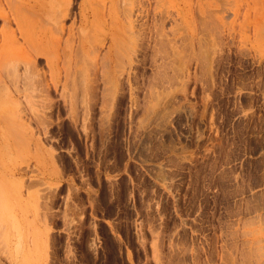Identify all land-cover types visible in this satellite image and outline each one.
I'll return each instance as SVG.
<instances>
[{
	"label": "rangeland",
	"instance_id": "obj_1",
	"mask_svg": "<svg viewBox=\"0 0 264 264\" xmlns=\"http://www.w3.org/2000/svg\"><path fill=\"white\" fill-rule=\"evenodd\" d=\"M0 75V264H264V0H0Z\"/></svg>",
	"mask_w": 264,
	"mask_h": 264
},
{
	"label": "bare ground",
	"instance_id": "obj_2",
	"mask_svg": "<svg viewBox=\"0 0 264 264\" xmlns=\"http://www.w3.org/2000/svg\"><path fill=\"white\" fill-rule=\"evenodd\" d=\"M12 2H14V1H12ZM12 6V5H11ZM59 18V17H58ZM59 25L61 24V23H58ZM61 26V25H60ZM59 26V27H60ZM58 43V42H57ZM59 44V43H58ZM54 46V45H53ZM9 48V47H8ZM31 51H32V55H33V60H31L30 59V57H29V59L30 60H28L26 63H24L25 64V69H24V74H23V80H25L24 82V85H26V84H31L32 86L34 85V82H36V81H33L34 80V78L36 77V72H35V67H34V64H35V62H37V58H36V56L37 55H41V56H44L45 58H46V65L47 66H50L51 64L49 63V61H48V56H47V53H48V50L46 49V48H44L43 46H40V47H38V44L35 46V47H33L32 49H31ZM115 53V52H114ZM115 54H117V53H115ZM30 55V54H29ZM24 58V57H23ZM23 58H21V59H23ZM27 60V59H26ZM24 61V60H23ZM12 62V61H11ZM117 64V63H116ZM21 65V64H20ZM5 66V65H4ZM11 66H12V64H11ZM16 66H18V65H16ZM15 65L14 66H12L11 68H10V71H8L9 73H10V75H12V78L13 79H9V81L10 80H12V83H17L18 81H19V76H17V67H16ZM52 66V65H51ZM5 68V67H4ZM52 69H53V67H52ZM7 72V73H8ZM52 72V71H51ZM6 73V74H7ZM72 73V72H71ZM8 76V75H7ZM43 76V75H42ZM50 76H51V73H50ZM0 77H1V75H0ZM6 77V76H5ZM9 77V76H8ZM7 77V78H8ZM11 77V76H10ZM9 77V78H10ZM80 76H78V78H79ZM20 78H22V77H20ZM6 79V78H5ZM51 79H52V77H51ZM75 79V78H74ZM106 79V78H105ZM108 80V79H107ZM7 81V80H6ZM82 81V80H81ZM0 82H2V79H1V81ZM11 82V81H10ZM10 82H8L7 81V84L8 83H10ZM37 82H38V80H37ZM37 82L35 83V84H37ZM43 82H44V86H45V88H46V90L48 91V89L50 88L49 87V83L47 82V81H45L44 80V77H43ZM80 82V81H79ZM39 83V82H38ZM11 84V83H10ZM26 85V88L27 87H29L30 88V85ZM71 84V83H70ZM84 84V83H83ZM107 84V83H106ZM113 84V83H112ZM11 85H13V84H11ZM22 85V84H21ZM51 85H52V88L54 89V90H56V88H57V81L54 79L53 81H52V83H51ZM15 86V85H14ZM31 86V87H32ZM39 86V85H38ZM43 86V87H44ZM64 86V85H63ZM74 86H76V85H74ZM23 87V86H22ZM62 87V86H61ZM67 87V86H66ZM69 87H71V86H69ZM39 88V87H38ZM66 89V88H65ZM72 89V88H71ZM70 89V90H71ZM76 89V88H75ZM74 89V90H75ZM83 89V88H82ZM73 90V91H74ZM63 91V90H62ZM6 92V91H5ZM19 92V91H18ZM44 92V91H43ZM74 93V92H73ZM6 100V99H5ZM0 120H1V122H0V124L1 123H3L2 121H3V119L1 118V116H0ZM5 122V121H4ZM42 123V122H41ZM14 135V137H17L18 135H16V134H12V136ZM39 135V134H38ZM19 137V136H18ZM39 137V136H38ZM2 230V229H1Z\"/></svg>",
	"mask_w": 264,
	"mask_h": 264
}]
</instances>
